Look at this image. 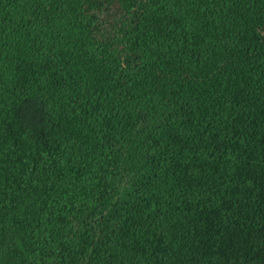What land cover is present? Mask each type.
<instances>
[{
	"label": "trees",
	"instance_id": "obj_1",
	"mask_svg": "<svg viewBox=\"0 0 264 264\" xmlns=\"http://www.w3.org/2000/svg\"><path fill=\"white\" fill-rule=\"evenodd\" d=\"M0 264H264V0H0Z\"/></svg>",
	"mask_w": 264,
	"mask_h": 264
}]
</instances>
